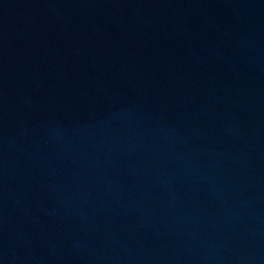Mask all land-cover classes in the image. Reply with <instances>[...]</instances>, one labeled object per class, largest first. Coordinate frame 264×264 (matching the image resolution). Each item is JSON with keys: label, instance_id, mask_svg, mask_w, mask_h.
<instances>
[{"label": "water", "instance_id": "water-1", "mask_svg": "<svg viewBox=\"0 0 264 264\" xmlns=\"http://www.w3.org/2000/svg\"><path fill=\"white\" fill-rule=\"evenodd\" d=\"M0 264H264V0H0Z\"/></svg>", "mask_w": 264, "mask_h": 264}]
</instances>
